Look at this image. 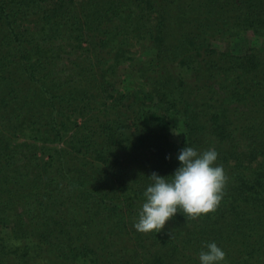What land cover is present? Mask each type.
<instances>
[{
	"label": "trees",
	"instance_id": "1",
	"mask_svg": "<svg viewBox=\"0 0 264 264\" xmlns=\"http://www.w3.org/2000/svg\"><path fill=\"white\" fill-rule=\"evenodd\" d=\"M250 37L264 0H0V264H201L213 242L222 264H264ZM185 146L217 151L218 209L137 232L148 177Z\"/></svg>",
	"mask_w": 264,
	"mask_h": 264
},
{
	"label": "clouds",
	"instance_id": "2",
	"mask_svg": "<svg viewBox=\"0 0 264 264\" xmlns=\"http://www.w3.org/2000/svg\"><path fill=\"white\" fill-rule=\"evenodd\" d=\"M180 167L173 175L161 177L152 173L144 192L134 228L139 233L161 232L178 212L187 219L197 220L214 213L225 194L228 177L222 165H217L214 148L202 152L185 146L177 156ZM201 251V264H222L225 252L216 243H209Z\"/></svg>",
	"mask_w": 264,
	"mask_h": 264
},
{
	"label": "rangeland",
	"instance_id": "3",
	"mask_svg": "<svg viewBox=\"0 0 264 264\" xmlns=\"http://www.w3.org/2000/svg\"><path fill=\"white\" fill-rule=\"evenodd\" d=\"M249 39H250L249 42L247 44H245L249 48L259 49V48H261L260 46H262L261 44L264 43V40H261V39L256 38V37H250ZM135 58L138 59L137 57H135ZM135 65H136V63L132 62L131 68L135 67ZM54 146H56V145H54ZM52 148H56V147H52ZM50 153L53 154L54 149H52ZM78 264H80V263H78Z\"/></svg>",
	"mask_w": 264,
	"mask_h": 264
}]
</instances>
